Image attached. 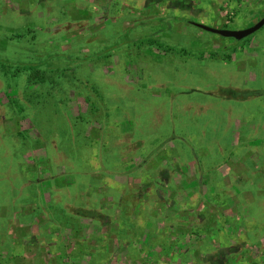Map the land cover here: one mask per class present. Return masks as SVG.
Wrapping results in <instances>:
<instances>
[{"label": "rangeland", "instance_id": "374dc122", "mask_svg": "<svg viewBox=\"0 0 264 264\" xmlns=\"http://www.w3.org/2000/svg\"><path fill=\"white\" fill-rule=\"evenodd\" d=\"M263 17L264 0H0V264H121L133 237L157 253L125 264H264V25L189 24Z\"/></svg>", "mask_w": 264, "mask_h": 264}, {"label": "crops", "instance_id": "0c3cea01", "mask_svg": "<svg viewBox=\"0 0 264 264\" xmlns=\"http://www.w3.org/2000/svg\"><path fill=\"white\" fill-rule=\"evenodd\" d=\"M193 22L194 21H190L189 24L194 26L192 24ZM246 55H249V54H246ZM193 59H199V58L197 57V58H193ZM239 68H241V66H238V69ZM134 225H135L134 227L129 226L131 234H133V235L136 233L140 234V232H138V231H133V229L137 230V228H138V226H137L138 224H134ZM129 240H130V242H127V244H121L120 246L117 245L113 250V252L120 255L118 260L120 261L121 264L122 263L125 264L124 262H127V261H125L126 260L125 257H129V256L131 257V256L136 255L134 257L135 258L134 261H138V260H140V258H142L143 254H144V256H145V254H147L148 256L156 255L157 252L154 253V251H152L154 249V246H156L155 244H152L151 246L146 245L145 244L146 241L142 242L144 240V239H142V237H138V238L133 237V240L130 238H129ZM131 263H133V262H131Z\"/></svg>", "mask_w": 264, "mask_h": 264}, {"label": "water", "instance_id": "95a60500", "mask_svg": "<svg viewBox=\"0 0 264 264\" xmlns=\"http://www.w3.org/2000/svg\"><path fill=\"white\" fill-rule=\"evenodd\" d=\"M195 27L207 31L212 34H216L221 37H227V38H233L235 40H241L251 34H253L255 31L260 29L264 25V17L261 18L258 22H256L254 25L241 29V30H230V29H220V28H214L205 24L193 22L192 23Z\"/></svg>", "mask_w": 264, "mask_h": 264}, {"label": "trees", "instance_id": "16d2710c", "mask_svg": "<svg viewBox=\"0 0 264 264\" xmlns=\"http://www.w3.org/2000/svg\"><path fill=\"white\" fill-rule=\"evenodd\" d=\"M45 76H43L39 71L34 72V74L31 75V79L36 80L38 78L44 79Z\"/></svg>", "mask_w": 264, "mask_h": 264}]
</instances>
